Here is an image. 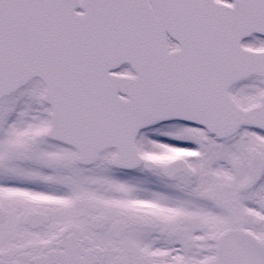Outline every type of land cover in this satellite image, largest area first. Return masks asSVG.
<instances>
[{
	"label": "snow or ice",
	"instance_id": "obj_1",
	"mask_svg": "<svg viewBox=\"0 0 264 264\" xmlns=\"http://www.w3.org/2000/svg\"><path fill=\"white\" fill-rule=\"evenodd\" d=\"M0 264H264V0H0Z\"/></svg>",
	"mask_w": 264,
	"mask_h": 264
}]
</instances>
